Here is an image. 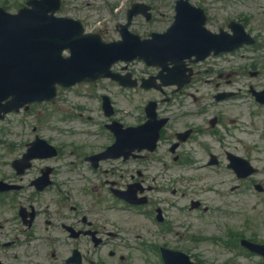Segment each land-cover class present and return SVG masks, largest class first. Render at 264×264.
<instances>
[{
    "label": "rangeland",
    "instance_id": "obj_1",
    "mask_svg": "<svg viewBox=\"0 0 264 264\" xmlns=\"http://www.w3.org/2000/svg\"><path fill=\"white\" fill-rule=\"evenodd\" d=\"M27 1L0 0V4L9 6L10 12L16 13ZM192 1L220 3L226 15L240 20L247 33L256 37L257 43L245 47L233 56L212 61L218 65L216 69L221 68L224 74L222 77L215 72L201 74L192 88L184 95L177 94L173 103L164 107L162 114L172 117L167 134L193 127L198 134L210 136L197 143L184 145L181 154L185 157L186 151L189 152L187 168L171 165L161 168L160 163L157 164L154 174L160 177V181L155 186L161 192L156 190L148 193L152 205L141 210H163L167 218L166 224L175 222L176 225L177 237L172 238V241L193 258L199 257L207 264H264L259 256H250L239 248L222 249L213 242L215 238L226 240V232L241 233L245 238H256L264 242V204L260 199L264 197L256 194L253 198L249 195L250 200L245 192L238 195L242 189H236L235 178L226 168L224 146L217 139L210 138L211 134H218L219 140L224 136L225 142L243 156L249 149L253 151L250 159L262 172L257 181L264 183V107L257 104L249 94L251 85L264 89V0ZM136 2L153 6L156 19L154 23H147L142 18L136 19L132 27L134 33L142 36L150 32H161L170 25L172 5L176 0H66L59 15L88 20L89 31L101 29L106 33L104 35L107 40L117 39L119 34L116 26L126 22V13ZM136 67L144 70L146 75L152 72L143 64H137ZM254 72H258V75L253 76ZM220 91L236 95L220 105L214 101V96ZM101 94L111 97L116 109L115 120L126 126L143 119L144 107L150 100L161 99L155 92L124 90L109 81L97 86L80 85L62 90L55 101L32 106L28 111L12 114L0 122V163L7 164L21 156L34 134L62 146H85L87 152L102 147L106 140L103 135L98 134L111 133L105 129V124L110 121L104 116L97 100ZM194 98L198 100L195 101ZM213 117L219 118L220 125L216 131L209 124ZM254 144L260 148H253ZM212 153L223 160L221 165L206 166ZM165 154L163 158L170 164L169 155ZM67 157L70 158L64 161L66 164L77 159L69 150ZM64 168L67 170L68 167ZM103 168L110 172L101 180L94 178L92 172L85 171V179H90L94 185L84 181L81 186L82 180L77 177L75 193L81 195L78 190L82 187H95L100 194L107 195L105 180L117 181L119 186H125L128 182L127 170L117 163H108ZM10 172L9 167L0 166V175ZM153 176L151 175L150 180ZM70 178L74 181L76 177ZM172 180L174 183L170 186ZM68 189L73 187L69 186ZM173 189L177 190L176 195H173ZM84 198L91 200L89 194ZM192 200H201L211 211H192ZM107 203L115 207L114 211L106 213L110 220L107 225L108 232H113L115 236H110L106 248L99 250L96 256L89 253L87 246V256L91 260H103L106 264H141L143 257L135 250L124 248V244L132 245L135 239L147 243L156 241L158 226L151 218L140 216V209L127 208L122 203L113 202L110 194ZM5 211L6 207L0 208V216L5 215ZM4 217L7 224L12 215L7 212ZM1 219L3 218H0V223ZM228 250L232 255L227 254ZM111 252L114 256H110Z\"/></svg>",
    "mask_w": 264,
    "mask_h": 264
},
{
    "label": "water",
    "instance_id": "obj_2",
    "mask_svg": "<svg viewBox=\"0 0 264 264\" xmlns=\"http://www.w3.org/2000/svg\"><path fill=\"white\" fill-rule=\"evenodd\" d=\"M181 4V12L187 11V3ZM28 5L32 8L23 9L18 15L0 10V119L10 112H18L26 104L50 101L56 96L57 85L68 88L100 78H111L125 85L111 72L118 61L139 59L150 66H164L170 60L178 59L179 63L192 55H199L198 60H203L212 51L216 54L233 51L243 42L251 43L248 38L230 40L225 35H210L203 30V22L197 25L189 17L180 24L186 25L179 30L173 28L165 35L145 41L128 33L125 26L123 41L105 44L100 36H84L82 23L50 15L59 9L58 0H34ZM163 45H168L170 50L173 46L177 54L181 51L180 55L184 56L169 57L167 48L161 49ZM65 50L70 52V57H63ZM105 109L110 116L108 104ZM148 117L149 122L140 128L124 131L116 126L114 131L116 134H159L168 121H157L154 104L148 109Z\"/></svg>",
    "mask_w": 264,
    "mask_h": 264
},
{
    "label": "flooded vegetation",
    "instance_id": "obj_3",
    "mask_svg": "<svg viewBox=\"0 0 264 264\" xmlns=\"http://www.w3.org/2000/svg\"><path fill=\"white\" fill-rule=\"evenodd\" d=\"M193 68L195 72L204 69L200 64L194 65ZM176 136L177 134H163L162 139L165 137L164 142L167 143L173 138L176 139ZM191 142L197 143L195 134H191L187 142L181 143L177 152L182 151L184 145ZM159 159L158 151H143L133 153L127 160L105 162L118 161L124 166L135 167L136 174L142 178V182L137 184L144 195L147 190L145 174L153 173ZM179 159L180 156H177L175 162ZM105 162L99 163L98 168L94 169H99ZM35 164L21 176L17 175L11 164L9 166L12 168V176H2L0 179L17 186V189L0 193V208L6 207V211L12 215L7 224L4 217L7 212L0 216L3 218V224L0 223V264H106L103 260L89 259L85 249L88 246L89 253L96 256L99 250L106 248L107 235H113L107 229L110 220L107 219V209L102 208L101 197L96 202L86 200L82 206L83 194L66 193L62 170L46 163ZM47 167L51 168L50 175L45 187L40 189L35 182ZM130 177L137 180L134 173ZM247 181H251V178ZM111 184L114 186L117 183ZM129 185L131 184L126 187ZM152 189L151 186L148 187L149 191ZM245 196L250 198L249 195ZM163 240L160 238L161 243ZM163 247L174 249L172 243H164L163 246L160 244L159 253ZM110 256H114V253ZM160 264H163L161 259Z\"/></svg>",
    "mask_w": 264,
    "mask_h": 264
}]
</instances>
